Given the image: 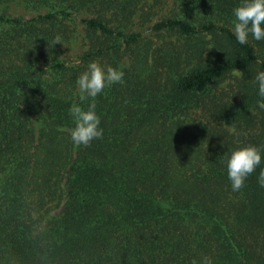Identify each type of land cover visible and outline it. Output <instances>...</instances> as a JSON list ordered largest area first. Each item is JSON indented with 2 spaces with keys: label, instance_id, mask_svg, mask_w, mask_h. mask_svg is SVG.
Masks as SVG:
<instances>
[{
  "label": "trees",
  "instance_id": "16d2710c",
  "mask_svg": "<svg viewBox=\"0 0 264 264\" xmlns=\"http://www.w3.org/2000/svg\"><path fill=\"white\" fill-rule=\"evenodd\" d=\"M8 1L45 11L0 16V264H264V40H236L243 0H153L176 8L149 27L172 46L130 29L140 0ZM81 10L86 48L67 65L55 38ZM91 62L124 83L95 98L103 138L76 147ZM248 145L262 161L233 192L224 157Z\"/></svg>",
  "mask_w": 264,
  "mask_h": 264
},
{
  "label": "clouds",
  "instance_id": "9594fccd",
  "mask_svg": "<svg viewBox=\"0 0 264 264\" xmlns=\"http://www.w3.org/2000/svg\"><path fill=\"white\" fill-rule=\"evenodd\" d=\"M235 21L233 33L236 40L241 44H247L249 35L256 41L264 40V0H243L241 6L234 9ZM60 44V37L55 38V44ZM262 63L264 61H257ZM258 84L257 101L258 108L264 110V71L258 72L255 77ZM124 83V72L108 66L106 69L97 62H91L87 71L77 79L81 101L91 98L87 110L77 104H73L69 113L73 117L75 127L71 130V140L76 147L90 146L91 142L103 138V129L100 127L101 120L96 114V100L98 94L105 87ZM228 179L231 182L233 192H238L244 187L245 180L250 176L262 161L261 150L248 145L234 150L230 156L225 155ZM258 184L264 187V169L258 176ZM192 264H197L196 260ZM200 264H212L208 257H203Z\"/></svg>",
  "mask_w": 264,
  "mask_h": 264
},
{
  "label": "rangeland",
  "instance_id": "374dc122",
  "mask_svg": "<svg viewBox=\"0 0 264 264\" xmlns=\"http://www.w3.org/2000/svg\"><path fill=\"white\" fill-rule=\"evenodd\" d=\"M45 11L43 6H30L22 1H8L0 3V16H14L28 18L36 13ZM176 8L171 2L165 1L155 2L153 0H140L137 4L135 13L131 17L132 30H140L142 36L145 37L146 43L150 46H162L169 43L171 46L175 44L172 36H156L150 31V25L160 20L175 14ZM90 16V13L81 10L74 12L68 19L63 21L64 37L61 39V48L59 58L67 65H73L78 62V56L85 50L86 41L84 39L83 27L78 18ZM239 74L237 72L230 73L225 82L219 86L217 90H229L234 78ZM232 88V87H231Z\"/></svg>",
  "mask_w": 264,
  "mask_h": 264
}]
</instances>
